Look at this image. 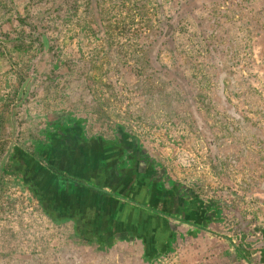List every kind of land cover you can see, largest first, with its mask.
Segmentation results:
<instances>
[{"label": "rangeland", "instance_id": "1", "mask_svg": "<svg viewBox=\"0 0 264 264\" xmlns=\"http://www.w3.org/2000/svg\"><path fill=\"white\" fill-rule=\"evenodd\" d=\"M123 202L264 264V0H0V264H114Z\"/></svg>", "mask_w": 264, "mask_h": 264}, {"label": "crops", "instance_id": "2", "mask_svg": "<svg viewBox=\"0 0 264 264\" xmlns=\"http://www.w3.org/2000/svg\"><path fill=\"white\" fill-rule=\"evenodd\" d=\"M73 180L82 183L81 179L74 178ZM146 214L147 216H144ZM131 215H136V219H131ZM154 219L155 216H153L151 211L145 212L144 209L137 205L123 202L118 206L117 214H115L112 221V229L120 234H109V236L104 234L100 236L106 238L105 242L107 245L100 243L95 244L94 242L89 243L91 239H89L87 235L81 234L80 247L83 249L85 248L90 254L100 251L105 253L106 250H108L106 249L107 246H110L109 244L115 242L114 245L118 249V252L117 261L114 262V264H171L172 262H168L165 254L157 252L160 250L151 243L153 239L160 238L158 234H151L152 222ZM125 226H127V228L131 226L130 228L132 229L129 228V231H127L124 229ZM134 230L138 233H144L145 231L148 232L146 234H132V231ZM67 254L68 252H66L65 255ZM106 256L107 254L105 253L104 257Z\"/></svg>", "mask_w": 264, "mask_h": 264}, {"label": "trees", "instance_id": "3", "mask_svg": "<svg viewBox=\"0 0 264 264\" xmlns=\"http://www.w3.org/2000/svg\"><path fill=\"white\" fill-rule=\"evenodd\" d=\"M49 169L53 171L55 174L68 178V174L66 172H63L54 166H49Z\"/></svg>", "mask_w": 264, "mask_h": 264}]
</instances>
